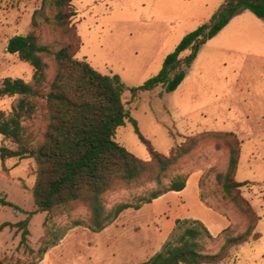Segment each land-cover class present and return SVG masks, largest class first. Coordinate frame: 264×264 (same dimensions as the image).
Segmentation results:
<instances>
[{
    "label": "rangeland",
    "instance_id": "374dc122",
    "mask_svg": "<svg viewBox=\"0 0 264 264\" xmlns=\"http://www.w3.org/2000/svg\"><path fill=\"white\" fill-rule=\"evenodd\" d=\"M219 1H72L77 15L70 25L82 43L76 58L85 59L102 74L122 79L127 86L125 108L154 148L169 155L173 146L185 143L186 138L204 136L164 180L168 184L178 175H187L188 184L182 192H169L139 210L128 209L100 233L75 227L76 221L89 215L82 204L54 215L35 213L29 223V246L37 253L46 229L55 232L57 243L37 264H142L161 251L177 219L199 220L212 236H220L208 247L210 254L220 251L224 232L232 236L245 233L248 219L216 182L217 173L227 167L230 140L205 136L210 132L234 133L242 142L236 179L248 182L241 189L242 196L261 218L255 231L261 235L259 240L233 247L222 264H264V20L249 11L239 12L201 49L175 92L163 97L162 88L136 97L130 92L159 73L164 59L187 34L210 21V12L222 5ZM44 2L0 0V85L6 78L32 83L33 67L7 53L6 47L12 37L31 31L34 16L43 44L60 39L56 25L46 21L53 14ZM48 62L51 79L54 66ZM16 103L17 98L0 99V110L9 113ZM28 126L39 138L45 132L42 117L29 121ZM116 141L140 160H149L132 124L127 122L118 129ZM2 144L13 148L0 136ZM36 170L32 159L0 160V197L20 209L0 202V225L19 223L36 211L32 192ZM154 187L150 182L120 187L106 195L107 207L137 204ZM21 239L16 229L1 232L0 259L33 261L35 256L25 253Z\"/></svg>",
    "mask_w": 264,
    "mask_h": 264
},
{
    "label": "trees",
    "instance_id": "16d2710c",
    "mask_svg": "<svg viewBox=\"0 0 264 264\" xmlns=\"http://www.w3.org/2000/svg\"><path fill=\"white\" fill-rule=\"evenodd\" d=\"M73 0H45L60 39L53 44H43L36 30L39 27L34 16L31 31L27 35L8 40L7 53L16 55L21 62L34 69L32 83L23 79L6 78L0 85V99L17 98L9 113L0 110V136L13 148L2 144L0 160L32 159L37 165L36 181L32 189L36 211L16 224L0 225L16 229L21 234V247L25 253L35 256L31 262L0 264H37L52 246L57 245L50 229L37 253L29 246V223L35 213L54 215L62 210H73L77 205L87 207L86 220H78L75 227H85L100 233L110 226L124 211L139 210L169 192H182L189 177L178 175L168 184L167 174L198 145L201 137H188L186 142L174 145L169 155L157 151L139 128L138 122L125 108L123 95L127 86L118 75H105L97 71L85 59L76 58L82 46L80 36L72 20L77 11ZM241 11H249L264 20V0H225L224 4L196 30L187 34L174 52L163 62L162 69L143 85L130 89L132 97L141 92L162 88L161 97L175 92L186 78L187 70L197 60L201 49L215 38ZM186 56L181 57L183 54ZM54 66V76L49 79V62ZM42 117L45 132L39 138L28 122ZM132 124L134 133L149 153V160L137 158L116 141L117 131L126 123ZM205 136L227 138L229 160L226 169L216 175L217 185L248 219L245 233L232 236L224 232L220 251L210 254L208 247L219 239L205 224L195 219H177L167 241L149 261L142 264H222L233 247L252 240H259L256 233L261 220L249 201L241 193L248 182L237 181V171L242 154V142L234 133L210 132ZM138 182L154 183L155 187L139 198L137 204H117L109 209L106 195L120 187ZM4 207L17 206L0 197ZM47 224H45L46 227Z\"/></svg>",
    "mask_w": 264,
    "mask_h": 264
},
{
    "label": "crops",
    "instance_id": "0c3cea01",
    "mask_svg": "<svg viewBox=\"0 0 264 264\" xmlns=\"http://www.w3.org/2000/svg\"><path fill=\"white\" fill-rule=\"evenodd\" d=\"M219 2H220V4L223 5L224 2H225V0H220ZM222 5H220V6H222ZM218 8H219V7H218ZM218 8H217V9H218ZM217 9L215 8V11H216ZM215 11H213V12L215 13ZM213 12H210L211 15H210V17H208V21H209V20L211 19V17L213 16V14H214ZM198 180H199V176H197V180H196V181H198ZM187 184H188V183H187Z\"/></svg>",
    "mask_w": 264,
    "mask_h": 264
}]
</instances>
